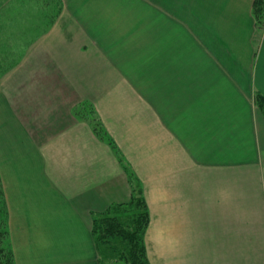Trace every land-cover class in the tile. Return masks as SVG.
Instances as JSON below:
<instances>
[{
    "label": "crops",
    "instance_id": "obj_1",
    "mask_svg": "<svg viewBox=\"0 0 264 264\" xmlns=\"http://www.w3.org/2000/svg\"><path fill=\"white\" fill-rule=\"evenodd\" d=\"M252 4L57 0L24 49L30 66L0 87L14 264H100L92 222L129 199L127 166L150 264H264V28ZM85 107L103 136L73 114Z\"/></svg>",
    "mask_w": 264,
    "mask_h": 264
},
{
    "label": "trees",
    "instance_id": "obj_2",
    "mask_svg": "<svg viewBox=\"0 0 264 264\" xmlns=\"http://www.w3.org/2000/svg\"><path fill=\"white\" fill-rule=\"evenodd\" d=\"M252 16L257 30L260 31L264 28V0H253ZM256 105L264 117V97L260 94L256 96ZM95 125L93 124V128ZM124 168L131 187L129 199L123 203L111 204L104 211L96 213L92 222L98 261L100 264H150L144 242L149 224L147 204L140 181L128 166ZM0 264H14L8 238L7 209L1 185Z\"/></svg>",
    "mask_w": 264,
    "mask_h": 264
},
{
    "label": "rangeland",
    "instance_id": "obj_3",
    "mask_svg": "<svg viewBox=\"0 0 264 264\" xmlns=\"http://www.w3.org/2000/svg\"><path fill=\"white\" fill-rule=\"evenodd\" d=\"M56 4L57 0H0V87L9 86L17 78V70L30 66L22 57L24 49L37 46V39L53 25L58 17ZM86 113L96 124L94 130L103 136L100 120H95L90 108H73L81 119Z\"/></svg>",
    "mask_w": 264,
    "mask_h": 264
}]
</instances>
